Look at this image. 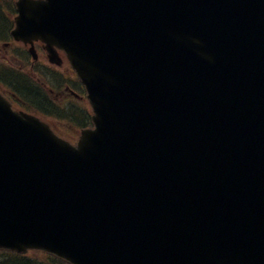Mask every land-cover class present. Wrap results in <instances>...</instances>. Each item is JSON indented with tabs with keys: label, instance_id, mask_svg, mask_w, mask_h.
Segmentation results:
<instances>
[{
	"label": "water",
	"instance_id": "95a60500",
	"mask_svg": "<svg viewBox=\"0 0 264 264\" xmlns=\"http://www.w3.org/2000/svg\"><path fill=\"white\" fill-rule=\"evenodd\" d=\"M16 6L14 38L63 39L95 129L73 147L0 115V248L264 264V0Z\"/></svg>",
	"mask_w": 264,
	"mask_h": 264
},
{
	"label": "flooded vegetation",
	"instance_id": "af4514ba",
	"mask_svg": "<svg viewBox=\"0 0 264 264\" xmlns=\"http://www.w3.org/2000/svg\"><path fill=\"white\" fill-rule=\"evenodd\" d=\"M40 68L44 70V76L48 83H42L41 87L44 91L47 90L51 96L53 95V103L58 102L63 106H67L66 109L70 108L71 111L67 117L71 119L69 122L70 127H84L88 123V115L82 111V106H86V100L84 98V89L76 79L73 71L69 68L68 65L64 63L61 68H56L48 64L46 58L43 56V61L40 64ZM60 69V70H57ZM47 73H54L56 75L51 76L52 80L46 76ZM41 100V99H40ZM36 102H38L35 99ZM58 106V105H57ZM52 115L51 113H49ZM86 117V120H84ZM53 118V117H51ZM57 132L67 134L70 139L74 137L70 135L67 130L66 121L61 119L56 120ZM75 139V138H74Z\"/></svg>",
	"mask_w": 264,
	"mask_h": 264
},
{
	"label": "trees",
	"instance_id": "16d2710c",
	"mask_svg": "<svg viewBox=\"0 0 264 264\" xmlns=\"http://www.w3.org/2000/svg\"><path fill=\"white\" fill-rule=\"evenodd\" d=\"M0 5V36L4 38L10 27L9 19L2 16ZM37 99V98H36ZM41 101L39 98L37 99ZM0 264H67L66 262L43 253H29L27 255H16L0 252Z\"/></svg>",
	"mask_w": 264,
	"mask_h": 264
},
{
	"label": "rangeland",
	"instance_id": "374dc122",
	"mask_svg": "<svg viewBox=\"0 0 264 264\" xmlns=\"http://www.w3.org/2000/svg\"><path fill=\"white\" fill-rule=\"evenodd\" d=\"M4 71V70H3ZM20 81H23V82H25V83H27L28 85H31V83L28 81V80H26L25 78H23V77H21L20 79H19ZM20 108V107H19ZM82 111L86 114V115H89V106L88 105H86V106H82ZM57 125V124H56ZM66 126H68V125H66ZM70 129H72L71 127H70Z\"/></svg>",
	"mask_w": 264,
	"mask_h": 264
}]
</instances>
